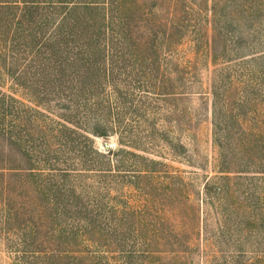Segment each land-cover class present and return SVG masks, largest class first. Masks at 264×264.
I'll return each mask as SVG.
<instances>
[{
	"label": "rangeland",
	"instance_id": "1",
	"mask_svg": "<svg viewBox=\"0 0 264 264\" xmlns=\"http://www.w3.org/2000/svg\"><path fill=\"white\" fill-rule=\"evenodd\" d=\"M50 1L17 22L24 0H0V91L48 133L23 121L22 160L0 140V264H264V0H71L84 35L130 31L107 77L78 27L27 40L72 5Z\"/></svg>",
	"mask_w": 264,
	"mask_h": 264
},
{
	"label": "trees",
	"instance_id": "2",
	"mask_svg": "<svg viewBox=\"0 0 264 264\" xmlns=\"http://www.w3.org/2000/svg\"><path fill=\"white\" fill-rule=\"evenodd\" d=\"M5 1H17V0H5ZM24 4L22 6L19 7V11L18 14L16 15V21L20 22L23 19H26L27 22H36L34 20L35 12L36 9L38 8V6L40 4H45V3H50L52 4V1L50 0H24ZM61 4L66 5V3H63L60 1ZM67 3H72L71 6H64L66 8V11H64L61 16L58 17V19H56L55 21H51L50 22V26H47L44 30H42L41 32H37L35 34H32V31L29 33V35H27V40H34V37H36L35 39V44L39 47H43L45 48V45L48 44L46 43V41H50L51 46H52V50H54V45L52 43H57L59 41H61V39L63 38L64 44H68L70 43L71 38L67 39L68 35H71L72 33L75 34V28L78 27V37H77V44H73V48H76L79 52V54H87L88 50H91L92 47L94 48L95 45L97 46V50L99 52L100 58H102V63L101 66L102 68L104 67L105 69V75L107 77L108 73H113L114 71H117V69H121L124 70L125 65H120L119 63H117L118 61L113 59V55H114V50L117 47L115 44L121 42L123 43L125 41L127 42H131L133 39L130 35V31H124L125 28L122 26L123 22L119 21L121 23V27L124 29H117L116 27H114V25L112 23H109L108 17L104 22L102 21V31H101V35H99L98 37L92 39L90 34H85V29L86 26L88 25L87 23L90 22V19L88 18V16L86 15V13L83 14H79L81 15L85 21H84V26L82 25V27H79L78 25H76L77 19H76V15L75 16H71V13L74 11V14L76 13V11H81L82 9H89V8H93L91 6V4L86 3V2H73L71 0H69ZM56 8H60V6H54L53 9ZM63 9V7H61ZM71 12V13H70ZM50 14L51 11H49ZM67 23V24H65ZM65 27V28H64ZM57 48V46H56ZM40 49H35L32 52V55H34V53H39ZM43 52H45L44 50H41V53L43 54ZM42 57V56H41ZM40 60V58H39ZM49 60V59H48ZM52 60V59H51ZM54 60V59H53ZM88 62V60H86ZM83 66H84V61L82 62ZM36 65H40L41 68L43 69V67L45 66V62L41 61L40 63H36ZM214 93V91H213ZM24 107V108H23ZM28 110H32L34 112H38L40 113V109L31 106H27L24 105V103L21 101V99L17 98L16 96H14L13 94H9V93H5L0 91V140H2L3 142H7L9 147H12L15 151H16V155H18V158H20L19 160H22V157L20 156V153L23 155V153L25 154V149L22 148L21 145V137H22V131L20 129V126L23 124V121H27V123L30 124V126H33L36 130L39 129L40 133H42L43 131L45 133H43L45 136L48 134L47 130L45 128V124L41 123L38 118L34 115L32 118H29L27 115H25V113ZM25 115V117H24ZM67 125L65 123H63L62 127L60 128H56L58 134H56L57 136H59L60 134H63V131L65 129ZM50 137H52V134L50 136H48L46 138L45 144L43 145L44 150H42L43 156L46 155H50L49 159L51 161L55 160L51 158V152L52 150H54V146L52 145L53 143L50 141ZM55 137V135H54ZM13 145V146H11ZM106 152H108L110 149L106 148L105 149ZM96 153L101 154L102 158L100 160H104V154L103 152L97 151L96 149L94 150ZM31 158L34 157H30V156H26L24 157V160H30ZM36 159V158H35ZM145 161H146V157H144ZM37 160H42L40 159V157L37 158ZM99 160V164L97 165L94 161H91V163H89V165H91V167H87L90 168L91 170L95 171V172H101L104 167H102L101 165V161ZM110 158H106V163H108V165H110ZM150 161H153L152 159H149ZM55 162V161H53ZM138 168L134 169V173L133 174L135 176H143L146 173L150 172L152 169L150 167H148V165L143 164L142 163L140 165H137ZM145 166V167H142ZM3 167H0V170H2ZM24 169L28 170L29 172L32 171L33 166L29 167L26 166L24 167ZM51 169L54 170V167H51ZM56 170V168H55ZM60 171H63V167H61V169H59ZM3 171H0V174ZM171 174V173H170ZM171 176V175H170ZM183 183V181L181 180V178H178V184ZM177 184V186H178ZM58 189L61 188V183H58ZM47 187V186H46ZM48 187H51L50 184H48ZM179 187V186H178ZM180 188V187H179ZM47 196V194H44L45 198ZM48 199V198H47ZM4 197L3 199L0 200V210L2 212H6L7 209H11L10 207H5L8 205V203L4 202ZM50 203L53 204L54 200L53 199H49ZM167 201V199H166ZM47 205V203H46ZM8 214V213H7ZM9 216V214L7 215ZM138 227V226H137ZM135 227L134 232L137 230Z\"/></svg>",
	"mask_w": 264,
	"mask_h": 264
}]
</instances>
